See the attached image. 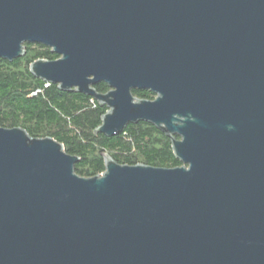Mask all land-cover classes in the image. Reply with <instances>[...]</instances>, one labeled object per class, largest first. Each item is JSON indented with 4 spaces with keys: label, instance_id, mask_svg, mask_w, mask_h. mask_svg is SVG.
Returning <instances> with one entry per match:
<instances>
[{
    "label": "water",
    "instance_id": "obj_1",
    "mask_svg": "<svg viewBox=\"0 0 264 264\" xmlns=\"http://www.w3.org/2000/svg\"><path fill=\"white\" fill-rule=\"evenodd\" d=\"M27 42L60 56L37 76L108 105L99 132L149 121L183 164L84 176L0 125V264H264V0H0V57Z\"/></svg>",
    "mask_w": 264,
    "mask_h": 264
},
{
    "label": "trees",
    "instance_id": "obj_2",
    "mask_svg": "<svg viewBox=\"0 0 264 264\" xmlns=\"http://www.w3.org/2000/svg\"><path fill=\"white\" fill-rule=\"evenodd\" d=\"M25 47L23 56L0 57V125L24 127L35 137H55L69 153L80 157L75 169L84 176L105 171V154L123 164H183L173 148V138L178 136L149 121L131 122L115 136L99 132L108 105L75 88L63 89L53 82L46 85L31 64L40 58L57 59L59 54L44 44L27 42ZM95 88L102 93L110 90L106 82ZM134 95L155 98L149 89H136Z\"/></svg>",
    "mask_w": 264,
    "mask_h": 264
},
{
    "label": "built area",
    "instance_id": "obj_3",
    "mask_svg": "<svg viewBox=\"0 0 264 264\" xmlns=\"http://www.w3.org/2000/svg\"><path fill=\"white\" fill-rule=\"evenodd\" d=\"M50 83V81H47V84L46 85H48Z\"/></svg>",
    "mask_w": 264,
    "mask_h": 264
},
{
    "label": "bare ground",
    "instance_id": "obj_4",
    "mask_svg": "<svg viewBox=\"0 0 264 264\" xmlns=\"http://www.w3.org/2000/svg\"><path fill=\"white\" fill-rule=\"evenodd\" d=\"M157 96V94H155Z\"/></svg>",
    "mask_w": 264,
    "mask_h": 264
},
{
    "label": "flooded vegetation",
    "instance_id": "obj_5",
    "mask_svg": "<svg viewBox=\"0 0 264 264\" xmlns=\"http://www.w3.org/2000/svg\"><path fill=\"white\" fill-rule=\"evenodd\" d=\"M155 97H156V95H155Z\"/></svg>",
    "mask_w": 264,
    "mask_h": 264
}]
</instances>
